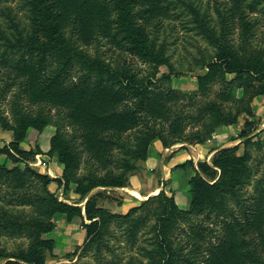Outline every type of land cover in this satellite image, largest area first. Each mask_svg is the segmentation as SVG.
Segmentation results:
<instances>
[{"label":"rangeland","instance_id":"rangeland-1","mask_svg":"<svg viewBox=\"0 0 264 264\" xmlns=\"http://www.w3.org/2000/svg\"><path fill=\"white\" fill-rule=\"evenodd\" d=\"M60 1L67 3L64 6L60 2L57 8L64 44L71 43L115 70L127 71L139 84L150 82L148 100L143 101L145 109L135 116L129 113L134 98L125 91L122 95L112 94L111 99L98 95L90 96V101L81 100L77 96L80 89L96 92L100 86L114 83L89 73L77 59L66 60L67 75L54 89L48 87L51 80L41 72L26 73L11 64L0 66V126H15L19 108L31 118L45 115L48 132L58 133L75 159L64 191V178L63 184L53 182L43 187L30 171L57 176L56 156L38 154L16 162L0 155V264H23L14 256L36 239L53 240L46 264H163L165 256L158 250L155 229L162 204L154 198L156 195L121 212L120 193H108L110 187L92 190L87 198L93 195L96 205L106 212L99 235L89 244L85 242L83 220L76 217L69 223L65 216L50 219L45 212L44 198L48 194L83 206L75 192L79 181L91 177L107 181L140 171L147 159L140 158L141 150L151 137L149 146L158 140L168 149L184 143L197 145L207 154L222 145H236L238 155H247L244 183L218 195L222 211L216 226L202 213L205 210L199 213L189 208V184L180 177L178 186L188 190L187 205L181 208L176 204L181 213L169 223L167 232L176 252L175 264H181L185 254L191 262L204 264L202 260L209 257L208 242L214 236H219L220 242L226 241L225 250L220 259H210L209 264H244L239 256L243 251L247 254L245 264H264V97L258 94L261 79L218 74L201 87L196 80L205 74V64L225 49L241 60L250 54L264 58V0H132L139 11L137 22L145 44L159 59L131 47L113 23L114 12L108 0L94 4L88 3L91 0ZM8 9L12 20L25 26L29 36L38 38L42 34L36 15L22 9L20 0H1L0 23L6 36L11 37L13 31L5 29L9 25ZM50 68L48 65L46 71ZM120 84H114V92H119ZM112 111L114 116L105 120L96 115L106 112L109 116ZM242 130L248 134L246 138L239 136ZM125 163L135 165L137 171L127 172ZM165 182V192L173 197L171 176ZM132 208L136 209L130 212ZM208 223L215 226L213 233L201 230L202 224ZM49 224L53 228L44 232Z\"/></svg>","mask_w":264,"mask_h":264},{"label":"trees","instance_id":"trees-1","mask_svg":"<svg viewBox=\"0 0 264 264\" xmlns=\"http://www.w3.org/2000/svg\"><path fill=\"white\" fill-rule=\"evenodd\" d=\"M1 1V0H0ZM21 7L28 12H33L36 15V22L40 26L38 38L31 37L27 34L25 26L15 23L10 17L11 10L8 9L7 19L9 25L5 29L12 28L11 37L5 35L4 28L0 23V41L4 40L0 50V66L8 67L10 64L20 67L24 72L39 73L48 76L51 84L48 87L58 86L63 77L67 75L66 60L71 61L77 59L80 61L82 67L89 73H95L100 79L106 77L105 81L112 83H121L118 93L114 92L113 87L116 86H100L96 92L92 89H80L77 96L81 100H91L90 96L97 97L98 95H106L108 99L114 95H122L124 91L129 93L134 99V108L130 116H135L138 112L145 109L144 100H148V91L150 82L146 84H139L133 76H128L127 71L115 70L108 63L99 59H92L86 53L79 50L71 43L64 44V36L61 22L58 17L60 13V0H20ZM77 3L78 0H70ZM97 0H91L88 3L94 4ZM103 1V0H102ZM262 1V0H257ZM113 12V23L118 31L123 34L124 38L131 45V47L142 53L159 59L158 55H154L152 51L145 44V39L142 34L141 27L138 25L137 19L139 14L136 6L132 0H108ZM63 4V2H61ZM66 2L63 4L66 6ZM35 12V13H34ZM32 19V18H31ZM26 35V36H25ZM43 38H40V37ZM62 43L64 46L62 47ZM49 52V53H48ZM65 60V61H63ZM65 62V63H62ZM54 63L57 66L54 67ZM161 63H164L161 60ZM48 65H51L49 71H46ZM206 72L202 76H197V84L199 87L203 86L206 81L213 79L218 74H234L235 76L258 77L261 79L258 94L264 97V58L257 54H250L246 60L238 58L235 52L231 50H223L218 54L213 61L205 64ZM1 71V70H0ZM165 77V76H164ZM43 89V88H42ZM50 89V88H49ZM54 89V88H53ZM44 90V89H43ZM39 93L36 92V94ZM97 93V94H96ZM96 94V95H95ZM39 95V94H38ZM84 95L89 97L85 98ZM139 99H135L136 97ZM84 97V98H83ZM128 97V95H127ZM37 98H39L37 96ZM118 99V98H117ZM116 99V100H117ZM86 102V101H85ZM114 111L109 116L105 113H97L99 120L113 117ZM16 125L10 128L13 131L14 137L8 145L0 148V155H5L13 161H28L36 154L41 153L40 150H22L20 143L25 139L27 129L33 128L41 131L48 125V117L45 115H37L34 118L22 114V110H17ZM94 115V114H93ZM246 138L248 134L242 130L240 135ZM152 138V137H151ZM151 138L144 142V147L141 150V159L145 160L147 157V148L150 145ZM250 142L247 138V143ZM50 156H56L57 161L64 166L63 175L60 178H50L48 175L38 174L33 170L31 173L42 181L43 187H46L51 182L63 184V190L66 191L68 185L67 173L73 168L75 159L69 151L62 145L58 133H55L50 139V150L47 153ZM246 158L247 155H238L237 146L225 147L218 149L210 163L206 160L197 162V170L194 175L188 180L189 184V208L192 211L205 210L206 217L212 219L216 226L215 220L220 216L222 211V200L218 195L222 192L233 189L235 186L244 183L242 178L246 172ZM193 161L188 160L180 167L192 165ZM124 167L127 172L137 171V167L131 163H125ZM63 178L66 180L64 181ZM63 180V183H62ZM128 176L120 174L114 176L110 180H103L96 177L83 179L77 185L75 192L79 195L81 201H85L83 206L78 204H69L59 200L56 196L48 194L44 199L46 200L45 212L48 218L53 219L56 216H65L67 222H71L73 218H80L83 220V227L85 229V242L89 244L99 235L102 224L103 214L106 212L103 208L96 205L93 195L87 198V195L98 187H123L127 184ZM218 196V197H217ZM162 204V213L156 219V232L158 236V250L160 254L165 256L163 264H175L176 252L171 248L168 241V226L174 217L179 214V210L172 196H168L162 189L156 196H154ZM150 199V198H149ZM148 199V200H149ZM136 208H132L133 212ZM196 209V210H194ZM191 211V210H190ZM181 213V212H180ZM213 214V215H212ZM87 221V222H85ZM214 225L202 224L201 230L204 232L213 233ZM53 228V224H49L43 231L48 232ZM216 235V234H215ZM209 244V257L202 260V263L209 264L210 259L218 260L222 257L225 250L226 241L223 239L219 241V236H214ZM53 240L51 239H36L26 250H22L14 256L23 264H46L47 255L52 254ZM186 255V254H185ZM182 256L181 264H195L191 262L189 257ZM246 252H240L239 256L246 263ZM244 263V264H245ZM5 264H14L7 262Z\"/></svg>","mask_w":264,"mask_h":264},{"label":"crops","instance_id":"crops-1","mask_svg":"<svg viewBox=\"0 0 264 264\" xmlns=\"http://www.w3.org/2000/svg\"><path fill=\"white\" fill-rule=\"evenodd\" d=\"M53 135V132H48L47 127L43 128L41 131L29 128L25 133V139L20 143V148L29 151L32 150L31 148L38 147L41 151V153H39L41 157H50L47 153L50 150V139ZM13 137L14 134L10 128L3 129L0 126V148L13 141ZM208 142H210V140ZM173 146L174 145H171L170 149H168V147H164L161 141L158 140L156 144L149 146L147 159L141 164L142 168L140 171L128 176L125 186L110 187V189H108V193H111L110 191L120 193V201L122 204L121 212L128 210L130 207L138 206L147 197L157 195L162 189L166 191L165 181L170 176L174 186L172 187V192L175 203L181 208L186 207L188 190L187 188L178 186L179 183H181L180 177L182 176V178H185L188 185L190 176L194 175L197 170L198 161L207 158V160H204L210 163L212 156L218 149L229 147L222 145L218 149H213L209 153L205 154V152L203 154V148L197 147V145L178 143L176 148H173ZM188 160H192L193 164L187 165L184 168L179 166ZM57 169L59 172L57 176H49L50 178H60L61 175H63L64 166L59 162ZM185 173L187 175H185Z\"/></svg>","mask_w":264,"mask_h":264}]
</instances>
